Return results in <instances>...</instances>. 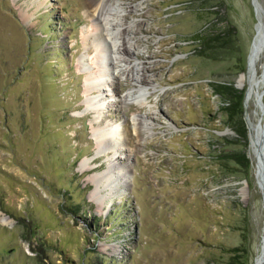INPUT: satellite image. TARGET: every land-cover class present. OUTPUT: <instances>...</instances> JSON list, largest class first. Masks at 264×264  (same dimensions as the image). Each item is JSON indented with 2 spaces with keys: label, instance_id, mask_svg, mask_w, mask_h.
Segmentation results:
<instances>
[{
  "label": "rangeland",
  "instance_id": "obj_1",
  "mask_svg": "<svg viewBox=\"0 0 264 264\" xmlns=\"http://www.w3.org/2000/svg\"><path fill=\"white\" fill-rule=\"evenodd\" d=\"M119 1L131 8L125 23H137L124 33L136 46L125 57L149 66L155 89L144 105L122 103L139 91L122 68L109 69L107 113L126 120L132 153L118 162L128 166L126 184L113 193L101 184L108 196L98 203L92 176L108 163L84 92L97 51L81 54L94 27L87 0H0V213L12 220L0 223V264H255L264 163L250 137L264 128V42L255 68L249 56L260 20L264 31V0ZM211 28L221 47L198 39ZM218 84L241 94L233 119L225 112L233 98ZM133 113L153 121L140 137ZM83 159L96 167L80 171Z\"/></svg>",
  "mask_w": 264,
  "mask_h": 264
},
{
  "label": "bare ground",
  "instance_id": "obj_2",
  "mask_svg": "<svg viewBox=\"0 0 264 264\" xmlns=\"http://www.w3.org/2000/svg\"><path fill=\"white\" fill-rule=\"evenodd\" d=\"M120 3L121 1L119 0H87L88 10H86V13L92 16L94 20V27H92L91 33H89L88 35L83 34L82 36L85 41L83 44L85 50L81 54H88L86 53V48H88L89 45L92 44L96 45L95 48L97 51L93 54L94 57H91L94 65L96 66V70L91 71L87 74L84 92L87 93L86 100L88 99V108L93 109L95 112L94 124L91 128L93 131L92 135L95 141L96 149L98 151V154L100 152L101 154L107 155L106 160L108 163L106 169L100 171L96 176H92V180H94L98 188H95V191L93 193L94 195H91V199L98 203H103V201L106 200L108 196L107 194L100 192L101 188L108 187L109 191L113 193V191L121 188L122 185L126 184L128 177H130L128 174V166L127 164L123 163L118 164V162L122 156H124L125 158L128 157L130 153H132V148L128 143L127 133L125 129L126 120L121 118L119 119L118 123H115V121H113L107 113L108 104L111 105L112 102L107 97V93H103V91L101 90H103V88H108L110 90L112 89L109 85H111V82H113V80L109 78L113 76V72H110V74L109 69L115 70L118 67L122 68L120 72L121 75L131 79L132 82H134L133 87H137L139 91L138 95H136L135 92L131 94L127 93L126 95L118 98L122 103L135 102L139 105H144L147 102L149 94L151 93V90L149 89L150 86H153L152 90L155 89L154 83L151 82L152 80L150 79V77L144 74L145 70L149 66L147 67L146 65H144L142 61L131 64L130 62H128V58L125 57V55H128L129 52L133 53L131 48H133L134 45L132 46V44L129 43L128 35L125 36L126 34L124 35V33H131L133 29L137 27V23L134 25L125 23V21L123 20L124 16L127 10L131 8L126 9L122 7ZM262 24L263 23L261 20L259 21V23H257V34L254 37V41L251 47V53L249 56L250 64L254 68L256 55L257 53H259V50L261 49L264 42L261 40L263 30ZM106 35H108V38L110 40V47L107 44V39L105 37ZM126 51L128 53H125ZM86 61L87 59L85 60V57L83 58V56L78 59V65L83 68L82 70H86V67L89 68V65ZM122 65H124V67H122ZM244 78L245 74H241L238 79L239 86L243 85ZM251 92L252 83L250 84L248 94H250ZM90 94L95 95L94 99H89L88 95ZM138 97H142V99H138ZM148 107L150 108L151 104L148 105ZM152 113H154V111H152ZM101 120L104 122L103 125L98 124V122ZM129 122L131 124V130H133V134L137 135L138 137H140L142 130H150V126H152L153 123V121L147 116V113L146 115H142L141 113H133L130 116ZM262 130L263 129L261 128H256L255 133H253V135L250 137L252 148L257 154L258 148L263 149V143L260 144L263 135ZM138 141L139 143H141L139 138ZM125 149L127 150V153L125 151H122ZM109 152H113V154L109 155ZM121 152H123V154ZM94 159L95 158H93V160ZM89 160L91 159H83L82 161H80V171L87 169L92 170L94 167H96L90 165L88 166L87 162ZM104 182V186H101L100 188V185ZM11 222L12 220L7 215L0 213V223ZM255 264H264V232L261 239L260 251L255 259Z\"/></svg>",
  "mask_w": 264,
  "mask_h": 264
},
{
  "label": "trees",
  "instance_id": "obj_3",
  "mask_svg": "<svg viewBox=\"0 0 264 264\" xmlns=\"http://www.w3.org/2000/svg\"><path fill=\"white\" fill-rule=\"evenodd\" d=\"M217 31V30H216ZM213 29L211 28V30H209V33L207 35H201L200 37H198V39L202 42V44L205 45V48L207 49H211L212 47H221L223 45L222 40L217 37V35H212ZM229 35H231V31L230 29L227 31V34L225 37H223L224 41H226V39H228ZM221 40V41H220ZM211 43H214L213 45H210ZM210 45V46H209ZM215 90L223 95L230 96L231 98H233V102L231 104L230 107L226 108V114L229 117V119H233L232 117L234 115H239V108L237 106H239V99L241 97V94H237L234 92L233 87L231 86V84H218L216 85ZM239 131L244 135L245 132L243 129H239ZM229 159L235 160L239 163H243V157L240 158L238 156H229ZM245 158V156H244ZM245 162H247V159L245 158Z\"/></svg>",
  "mask_w": 264,
  "mask_h": 264
},
{
  "label": "water",
  "instance_id": "obj_4",
  "mask_svg": "<svg viewBox=\"0 0 264 264\" xmlns=\"http://www.w3.org/2000/svg\"><path fill=\"white\" fill-rule=\"evenodd\" d=\"M256 26H257V25H256ZM256 34H257V27H256V33H255V36H256ZM263 39H264V31L262 30V38H261V40L264 41ZM262 131H263V135H264V128H263ZM262 141H263V140H261L260 144L263 143ZM261 150H262L261 148H258V156H259L260 162L262 161V162L264 163L263 156L261 157V155H262V154H261ZM259 154H260V155H259Z\"/></svg>",
  "mask_w": 264,
  "mask_h": 264
}]
</instances>
